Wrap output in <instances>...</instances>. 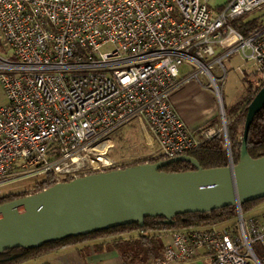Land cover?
<instances>
[{
	"label": "built area",
	"instance_id": "2783aa9c",
	"mask_svg": "<svg viewBox=\"0 0 264 264\" xmlns=\"http://www.w3.org/2000/svg\"><path fill=\"white\" fill-rule=\"evenodd\" d=\"M218 7L209 0H0L8 99L0 106V183L46 174L60 183L123 168L108 150L113 133L132 122L164 159L197 147L201 139L173 100L187 79L213 92L221 118L225 73L214 69L232 52L242 53L237 70L247 85L264 84V22L247 35L237 28L264 0ZM185 65L192 71L181 76ZM219 131L225 136L224 125L200 134ZM148 264H264V212L237 209L231 225L172 231Z\"/></svg>",
	"mask_w": 264,
	"mask_h": 264
},
{
	"label": "water",
	"instance_id": "95a60500",
	"mask_svg": "<svg viewBox=\"0 0 264 264\" xmlns=\"http://www.w3.org/2000/svg\"><path fill=\"white\" fill-rule=\"evenodd\" d=\"M264 106V85L251 101L245 121L240 160L235 163L221 104L229 162L203 168L190 154L146 162L56 183L40 192L0 204V254L47 242L130 224L147 217L166 223L180 214L209 212L228 206L242 211L247 202L264 198V156L253 158L247 147L250 126ZM188 162L194 169L166 171Z\"/></svg>",
	"mask_w": 264,
	"mask_h": 264
},
{
	"label": "trees",
	"instance_id": "16d2710c",
	"mask_svg": "<svg viewBox=\"0 0 264 264\" xmlns=\"http://www.w3.org/2000/svg\"><path fill=\"white\" fill-rule=\"evenodd\" d=\"M264 20L261 17L250 16L238 22V30L249 34L254 28L261 25ZM252 88L247 85L245 94L233 105L225 108L227 130L234 162L240 160L245 121L248 107L263 86ZM220 123L219 115L210 118L198 129V138L201 139L197 147L188 151V154L196 158L203 168L226 166L229 162L228 150L224 133L219 131L210 138H203L201 130L204 127H213ZM115 133V132H114ZM113 133V134H114ZM248 152L251 157L264 156V106L256 114L250 126L248 140ZM161 154L153 155L146 161H137L125 167L136 166L146 162L163 160ZM194 169L188 162H176L164 167L166 171H186ZM56 183L52 174L37 176L34 182L16 192L0 195V204L40 192ZM263 199L244 203L242 211L247 214L254 209ZM237 216L236 206H228L209 212L185 213L173 218V223H166L162 217H147L130 224L110 227L95 231L86 235L68 236L63 239L53 240L39 247L11 248L0 254V264H22L30 260L42 259L40 264H79V259H85L90 255L104 253L114 249L123 264H148L150 259L163 253L164 239L167 234L178 229H193L212 224L231 225ZM72 248V249H69ZM67 251L65 254L54 258H47L57 251Z\"/></svg>",
	"mask_w": 264,
	"mask_h": 264
},
{
	"label": "rangeland",
	"instance_id": "374dc122",
	"mask_svg": "<svg viewBox=\"0 0 264 264\" xmlns=\"http://www.w3.org/2000/svg\"><path fill=\"white\" fill-rule=\"evenodd\" d=\"M225 0H209L210 7L214 8L218 11L220 8L218 6L224 4ZM254 16L261 17L264 20V8L255 13ZM1 50L5 51V48H1ZM11 49L7 48V53H9ZM244 65V59L242 57L241 52H232L227 58L223 60V66L216 65L214 69V73L217 76H224V80L221 81L220 91L222 92V101L223 104L229 108L231 105L236 103L246 91L247 83L243 79V75L241 72L237 70L238 66ZM188 66H184L181 68V76H184L187 72L192 71V69L187 68ZM196 69H193L195 72ZM202 80L207 82L206 77L202 74ZM8 101L4 88L0 81V106L6 104ZM217 101V100H216ZM218 103V101H217ZM217 115H219L220 123L213 126L216 128H221L223 126L222 118L220 116V106L217 104ZM112 146L108 150V155L116 160H121L122 163L128 165L133 162L146 161L150 159L153 155L157 153L152 152V145L149 143L147 135L144 133L143 129L136 123L132 122L127 125L119 128L112 135ZM156 149L158 150L157 145ZM22 160H19L16 163V168L21 169ZM37 176H27L22 178H17L12 181H6L0 183V195H4L10 192H16L20 189H25L27 185L31 184L35 181ZM249 215V212L247 213ZM256 249L258 254L261 256V248L259 244H256ZM72 249V248H69ZM67 251H57L50 256H46L47 258H54L58 255L65 254ZM90 261L93 264H102L103 261H109L108 264H123L121 258L118 253L114 250H107L104 253H98L90 255ZM42 259L30 260L28 262H24L22 264H40ZM83 261V259H79V261ZM87 261V260H86Z\"/></svg>",
	"mask_w": 264,
	"mask_h": 264
},
{
	"label": "crops",
	"instance_id": "0c3cea01",
	"mask_svg": "<svg viewBox=\"0 0 264 264\" xmlns=\"http://www.w3.org/2000/svg\"><path fill=\"white\" fill-rule=\"evenodd\" d=\"M173 100L177 113L186 121L196 136L198 134V129L217 114L218 103L213 92L209 89L200 87L193 79H187L185 81L183 86L174 94ZM262 212H264V201L252 209L249 215L257 216ZM90 258L91 257L88 256L78 263L93 264ZM108 263V260L102 262V264Z\"/></svg>",
	"mask_w": 264,
	"mask_h": 264
}]
</instances>
